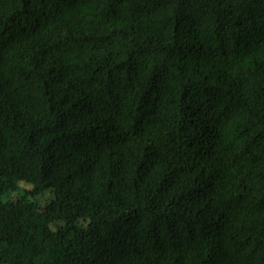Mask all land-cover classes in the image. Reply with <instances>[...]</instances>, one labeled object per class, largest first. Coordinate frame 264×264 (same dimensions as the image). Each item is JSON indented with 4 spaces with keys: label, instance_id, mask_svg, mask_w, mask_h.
Wrapping results in <instances>:
<instances>
[{
    "label": "trees",
    "instance_id": "1",
    "mask_svg": "<svg viewBox=\"0 0 264 264\" xmlns=\"http://www.w3.org/2000/svg\"><path fill=\"white\" fill-rule=\"evenodd\" d=\"M0 264H264V0H0Z\"/></svg>",
    "mask_w": 264,
    "mask_h": 264
},
{
    "label": "rangeland",
    "instance_id": "2",
    "mask_svg": "<svg viewBox=\"0 0 264 264\" xmlns=\"http://www.w3.org/2000/svg\"><path fill=\"white\" fill-rule=\"evenodd\" d=\"M20 184H21L22 187H30L29 184H27V183H25V182H22V181L20 182ZM49 192H50V191H49ZM50 194H51V192H50ZM42 197H43V198H49L50 196L48 197V196L44 193ZM40 199H42L41 196H37V197H36V200L39 201V202H40Z\"/></svg>",
    "mask_w": 264,
    "mask_h": 264
}]
</instances>
